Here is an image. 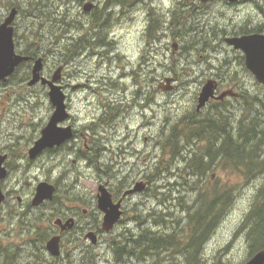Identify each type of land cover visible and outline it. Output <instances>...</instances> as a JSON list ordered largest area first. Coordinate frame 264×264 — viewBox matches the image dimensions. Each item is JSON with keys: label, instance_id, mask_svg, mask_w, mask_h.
I'll return each mask as SVG.
<instances>
[{"label": "rangeland", "instance_id": "rangeland-1", "mask_svg": "<svg viewBox=\"0 0 264 264\" xmlns=\"http://www.w3.org/2000/svg\"><path fill=\"white\" fill-rule=\"evenodd\" d=\"M96 1L104 7L108 0ZM89 2L93 0H85L86 5ZM125 3L112 8L123 10L122 18L115 30L105 29L104 36L93 28L84 5L79 4V8L74 0H0V21L10 13L11 6L21 7L16 23L20 50L32 45L35 52L46 58V73L52 76L63 66L68 110L77 119L69 118L62 126L76 125L78 130V136L61 149L30 159L29 148L48 123L54 107L43 86L28 87L20 83L28 74L27 66L23 67L15 78L14 88L8 89L0 101V150L8 147L12 155V174L6 181L0 180L1 187L5 185L9 193L7 202L2 208L0 205L2 245L6 248L25 245L29 258L24 259V253L16 263L25 264L27 259L34 262L35 230L44 227L43 233L50 237L53 229L50 220L53 223L60 212L76 213L85 222L83 225L99 218L101 225L100 185H106L118 200L126 190L144 183L143 191L124 199L121 220L111 231L102 230L97 245L89 247L92 244L81 237V227L63 242L66 264L71 260L78 264L85 257L94 260V264L118 263L112 245L114 239H120L128 231L139 234L150 229L166 233L175 227L187 238L191 229L189 210L198 206L193 203L198 193L193 191L195 185L200 184L203 189L216 184L234 185L235 201L203 246L198 264H244L251 257V247L241 228L262 179L247 182L233 166L223 165L214 166L203 177L192 176L190 170H182L185 165L182 159L162 163L159 144L184 114L216 111L217 106L225 103L235 119L241 92L261 93L264 85L246 67L244 53L226 38L251 34L242 33L246 26L263 27L264 0L236 3L125 0ZM182 4L185 18L175 20L173 13H180ZM149 15L159 18L163 25L161 38L152 45L147 41ZM183 30L186 35L181 36ZM98 33L111 43L108 51L103 46L87 45L75 63L77 67L72 60L65 62L69 45L84 36L97 41ZM174 43L178 44V50L174 49ZM167 77L173 78L170 90L165 89ZM210 82L216 85L214 96L198 110L199 97ZM0 91L6 94L3 88ZM108 102L122 105L119 119L113 122L115 126H97L88 131L86 126L94 106L100 107L93 115L98 117ZM204 146L203 142H197L193 148L189 145V149L196 151ZM42 181L57 187L58 199L33 207L31 201ZM38 219L44 220L36 222ZM238 230L240 233L236 234ZM40 255L43 260L52 257L44 249ZM175 257L177 264H187L185 256ZM126 264L149 263L129 259Z\"/></svg>", "mask_w": 264, "mask_h": 264}, {"label": "trees", "instance_id": "trees-1", "mask_svg": "<svg viewBox=\"0 0 264 264\" xmlns=\"http://www.w3.org/2000/svg\"><path fill=\"white\" fill-rule=\"evenodd\" d=\"M258 4L261 8V4L259 2ZM179 8H181L180 13L177 11L173 13L175 20L185 18V6L182 4ZM102 13L92 21L93 28L100 26L104 18ZM149 16H151V21L147 41L149 45H152L161 38L163 25H160L159 18L154 15ZM263 28L264 26H256L251 29L246 26L242 33H260L264 31ZM100 33L96 36L98 40L100 39L98 43H105L102 37L104 34L100 35ZM183 33L185 30L182 31L181 36L186 35ZM87 37L84 36L78 40L80 50L96 42L93 41L94 38ZM72 45L67 46L65 62L72 60ZM27 48L30 53H36L32 45ZM184 49H187V46H184ZM190 49L192 47L189 46ZM240 97L237 104L239 113L235 119L232 118L229 113L230 108L225 103L221 107L217 106L216 111L209 110L204 114L186 113L172 126L170 133L160 140L159 145L161 146L162 163L166 161L176 163L182 159L185 162L182 170H190L189 174L192 176L203 177L214 166L222 167L223 165V167L233 166L241 176L246 178L247 182L261 178L262 184L253 199V205L246 220L247 222L254 221L251 226L253 233L251 232L250 236L252 243L255 246H264L262 235L256 233V228L264 226V86L261 93L251 94L244 91L243 94L241 92ZM197 142H203L205 146L196 151L189 149V145L193 148ZM166 156L168 159L164 158ZM163 165L164 169H167L168 166ZM156 169L159 168L156 167ZM195 186L193 191L198 193L193 203L198 206L189 210L191 229L187 238L182 236V232H179L177 227L166 233L150 229H145L139 234L128 231L120 239L112 241L116 261L126 264L131 259L149 264H177L175 255H181L186 257L187 264H198L200 262L198 256H201L203 246L232 207L237 190L234 185L216 184L206 189H203L200 184ZM58 196L56 194L53 202L57 201ZM170 215L167 214V216ZM12 258L13 252L5 248L4 254L0 255V264L11 263ZM73 262L71 260L69 264ZM78 264H94V260L90 261L85 257L80 259Z\"/></svg>", "mask_w": 264, "mask_h": 264}, {"label": "water", "instance_id": "water-1", "mask_svg": "<svg viewBox=\"0 0 264 264\" xmlns=\"http://www.w3.org/2000/svg\"><path fill=\"white\" fill-rule=\"evenodd\" d=\"M210 0H202L208 2ZM231 3H236L239 0H226ZM92 5L85 6L86 11H90ZM18 9L13 8L5 21L0 24V81L6 80L11 76L16 67L23 61H28L30 56H23L16 53L13 26L14 20L17 17ZM226 41L233 45L237 50H241L245 56L246 67L255 76L256 80L264 85V33H251L242 36L227 37ZM173 47L178 50V44L174 43ZM44 61L42 57L36 59L33 65L32 78L29 81V86H33L39 82L49 86V98L54 107V111L48 124L43 128L40 138L29 149L30 159H36L44 150L63 145L74 137L72 126H62L61 123L70 118L71 114L68 111L66 99L67 94L64 87L59 84L62 78L63 66L59 67L52 78H47L42 75ZM166 90L172 89L171 83L173 78L167 77ZM215 83L207 84L199 97L198 110L203 108L210 98L214 96ZM6 155L0 156V179L7 176L5 167ZM144 183H137L133 188L128 189L124 193V197L141 192L145 189ZM56 186L48 181L40 182L36 187L35 195L32 199L33 206H39L46 201H52L56 193ZM123 197V198H124ZM123 198L114 201L112 193L104 184L100 185L98 193V207L104 213L102 229L106 232L112 230L115 225L121 220L123 215L122 202ZM5 195L0 185V205L4 202ZM55 223L61 225V230L72 229L75 225V219L69 218L65 222L58 218ZM87 237L91 239L93 244L98 243V235L94 231H90ZM61 234L55 235L47 242V249L52 256H60L61 250ZM119 264V263H114ZM244 264H264V250L257 252L251 259Z\"/></svg>", "mask_w": 264, "mask_h": 264}, {"label": "flooded vegetation", "instance_id": "flooded-vegetation-1", "mask_svg": "<svg viewBox=\"0 0 264 264\" xmlns=\"http://www.w3.org/2000/svg\"><path fill=\"white\" fill-rule=\"evenodd\" d=\"M75 2H77L78 4V7L81 8V6L79 4H83L84 5V10H85V6H86V3H85V0H74ZM213 0H210L208 2H203V3H209ZM241 0H239L238 2H240ZM87 4H91L92 7L90 9V11H87L88 14L91 16V21L94 20V18L96 16H98L101 12H103L102 14H104V18H103V21L99 24L100 26H96L95 29H99V32L103 31V34L105 35L104 31L105 29H109V30H115L116 26L120 23V20L122 18V15L121 13H123V10L120 12V11H117L116 8L112 9L114 6H121L122 5H126L125 3V0H108L106 2V4L104 5V7L100 6L98 4V2L96 0H93V2H89ZM117 4V5H116ZM13 8H17L18 9V16L16 17V19L14 20V23H13V26H14V29H15V34H14V37H15V44H16V53L20 54V55H23V56H30L31 58L28 60V61H23L22 63H20L17 67H16V70L15 72L9 76L6 80H2L0 81V88H3L6 90V94H4L2 91H0V101H1V97L3 96H6L7 95V90L8 89H13L14 88V84H15V78L18 77V72H20V70L27 66L28 68V74L21 78L20 80V83L21 84H26L28 87H29V81L31 80L32 78V73H33V65L36 61V59H38L39 57H42L43 58V61H44V67H43V71H42V75L47 77V78H52V73L50 74H47L46 72V58L44 56H40L38 52H36L35 54L34 53H30V51L28 50L27 47H25V49L23 50H20V47H19V43L18 41H16V23H17V18L19 17L20 15V12H21V7L20 6H11V10ZM112 9V10H111ZM10 10V12H11ZM86 11V10H85ZM116 13V15H115ZM10 14V13H9ZM7 14L1 21H0V24H2L6 17L9 15ZM93 23V22H92ZM101 26H104V27H101ZM106 36V35H105ZM78 40L79 39H76L72 45V49H73V56H72V64H74L75 66V63L78 61V59L83 55L82 51L83 50H80L79 49V46H78ZM100 41L97 40V44H95L96 42H94V44H90V47L92 45V47L94 48L95 46H103L107 49V51L111 48V43H98ZM84 49V48H83ZM108 57V55H106ZM87 57H90V55H87ZM77 67V66H75ZM59 84H61L63 87H64V90L65 92H67V87L65 84H63V80L61 78V81L59 82ZM38 86H43L47 92H49V86L48 85H43L41 82L33 85V87H38ZM120 95V93H119ZM68 96V95H67ZM68 98V97H67ZM9 100L12 99L11 97L8 98ZM97 108L100 109V107H97V106H94V109L91 113V121H89V124H87V130H93V128L97 127V126H106V127H112V126H115L113 124V122H116L117 119H119V116L120 114L119 111L122 110V105L121 103H117V104H114V103H106L103 105V110L102 113L100 114V116L98 117H93L94 113L97 112ZM101 108V109H102ZM54 111V109H53ZM73 112V111H72ZM71 112V116L70 118L73 119V117L75 116L73 113ZM52 115V114H51ZM77 118L74 117V120H76ZM45 125V124H44ZM75 126V127H74ZM74 137H77L78 136V130H77V127L76 125H74ZM45 126H43L44 128ZM43 128L40 130V134L38 135V138H35L33 144L40 138L41 136V133H42V130ZM6 137V135L4 136V138ZM10 137V136H8ZM33 144L31 146H33ZM30 146V147H31ZM61 146H58V147H54V148H48L46 150H44L39 156H37V158H39L41 155L47 153V152H54L56 150H59L61 149L60 148ZM9 148L7 147L6 149H3V150H0V156L1 155H6L7 156V159L5 161V167L7 169V176L4 178V179H0V180H4L6 181L9 176H11L12 174V166L10 164V161L12 160V155H11V152H9L8 150ZM30 149V148H29ZM29 156V155H28ZM36 158V159H37ZM36 159H33V160H36ZM32 160V159H31ZM2 182V185H4V182ZM1 185V184H0ZM5 190V185L4 187L2 188V190ZM3 190V192H4ZM126 192V191H125ZM124 192V193H125ZM124 193H123V196L121 198H119L118 200L122 199L124 197ZM4 195H5V200L4 202L1 204V208L2 206L7 202L8 200V197H9V193L5 190L4 192ZM130 196V195H128ZM128 196L124 197L123 198V202H122V207H123V203H124V199H126ZM19 200H21V198L19 197ZM114 198V201H118ZM47 202H44L42 203L41 205L39 206H36V207H41V206H45ZM31 205H32V201H31ZM33 206V205H32ZM35 207V206H33ZM70 211H76V210H70ZM123 213H124V210H123ZM62 219L63 222H65L67 219L69 218H74L75 219V225L72 229H65L64 231L61 230V225H58L55 223V220L56 219ZM44 219H38V220H35L36 222H40V221H43ZM55 220L53 221V223H51V220H50V226L53 228L51 231V236L49 237L48 235L44 234L43 233V228H40L41 231H37L35 230V237L37 239V243L36 241H33L35 244V247H37V256H36V260L34 262H31L30 260H26L25 264H60L62 263L63 261H65V256L63 255V242L65 240V238L73 233V232H76V229H80L81 227V230L79 231L81 233V237L82 235L84 236V239L86 242H91V246H95L99 243V236L102 232V221H101V225H100V219L98 218V220H95V221H90V222H87L86 225H83V223L85 222H81V219L78 217V215L76 213H70V212H60V214H58V216L55 218ZM34 221V222H35ZM248 220H244V223L242 225V228H241V231L243 233H245L246 235V238H247V241L251 247V257L249 259H251L257 252L261 251V250H264V246H255L253 243H252V240L250 238L251 236V232L253 233V228H251L252 224L254 221H250V222H247ZM33 222V223H34ZM86 229V231H85ZM90 231H94L97 233L98 235V243L97 244H93L91 239L87 237V234L88 232ZM104 231V230H103ZM111 231V230H110ZM109 232V231H108ZM240 233V231L238 230L236 232V234ZM256 233H260L262 235V239L264 240V226H260L258 228H256ZM61 234L62 238H61V250H62V253L60 256H52L50 257L49 259H44L42 258V255H40V252H42V249L45 250V253L46 252H49L47 251V242L50 238H52L53 236L55 235H59ZM49 237V238H48ZM38 243H42L40 246H37ZM90 246V245H89ZM14 248H7L9 250H11L13 252V258H12V262L11 263H6V264H17L16 262L18 261L19 257L22 256V254L25 253L26 251V246L25 245H21V246H13ZM6 247L2 245V242H1V239H0V255L1 254H4V249ZM50 253V252H49ZM25 258H29L28 255H26L25 253ZM45 261V262H43ZM119 264H121L120 262H118Z\"/></svg>", "mask_w": 264, "mask_h": 264}, {"label": "bare ground", "instance_id": "bare-ground-1", "mask_svg": "<svg viewBox=\"0 0 264 264\" xmlns=\"http://www.w3.org/2000/svg\"><path fill=\"white\" fill-rule=\"evenodd\" d=\"M39 3V2H38ZM189 61V60H188Z\"/></svg>", "mask_w": 264, "mask_h": 264}]
</instances>
